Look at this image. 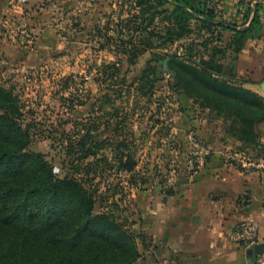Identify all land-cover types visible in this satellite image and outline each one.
Returning a JSON list of instances; mask_svg holds the SVG:
<instances>
[{
  "label": "rangeland",
  "instance_id": "obj_1",
  "mask_svg": "<svg viewBox=\"0 0 264 264\" xmlns=\"http://www.w3.org/2000/svg\"><path fill=\"white\" fill-rule=\"evenodd\" d=\"M31 2L21 3L22 10L13 16L12 26L5 28L0 24L3 34L0 36V84L12 90L22 105V123L24 127L29 126L31 134L27 151L44 154L59 177H70L76 172L83 175L81 178L87 177L83 168L95 157L85 156L86 152L81 151L78 143L83 140L86 147L89 146L90 129L93 142L117 144L122 122L130 125L131 128L125 129H131L137 140V170L140 172L136 175L137 188H149L156 198L163 195L158 191L161 187L173 190L181 186L185 178L201 172L215 159L243 171L264 170L246 165L264 158L251 148L238 147L232 134L235 127L232 119L225 120L214 112L195 109L191 100L172 90L175 80L161 63L176 54L185 59L192 55L199 60L208 51L209 46L203 47L206 35L196 21H190L185 38L167 44L168 41H157L160 34H156L155 29L166 22L156 17L148 30V39L155 41L154 48L131 63L130 55L118 53L117 48L121 46L118 42H127L142 34V31L133 32L139 21L136 17L142 12L136 0H47L45 4L35 5ZM7 6L5 0H0V19ZM35 25L39 31L47 30L35 32ZM254 56L239 57L243 66H251L248 71L253 77L247 76L250 80L260 78V68L264 77V51ZM232 60L226 64L230 66ZM107 80V84L102 83ZM250 84L258 88L262 82ZM114 91L119 95H114ZM190 107L196 111L192 112V118L187 113ZM160 110L161 117L158 116ZM152 116L157 117L156 120L149 121ZM157 120L164 121L168 127L163 126L166 128L161 131V126L155 125ZM94 121L97 126L91 131ZM258 131L264 143V125L259 126ZM196 145L209 151L206 164L200 168L191 165L197 158ZM92 150L98 153L100 160L105 156L112 160L116 154L112 145ZM114 163L104 166L101 161L97 165L94 215L106 211L103 204L107 202L102 198L111 195L108 185L112 190L122 185L126 191H131L119 210L129 224L134 223L132 229L137 231L135 225L140 223L138 204L141 201L134 202L132 196L139 189L130 188L128 175ZM211 166L220 168L222 164ZM170 179L174 184L169 183ZM86 187L95 190L91 183ZM116 201H121L119 196ZM143 249L140 246L142 257L133 264H154L151 253L146 254Z\"/></svg>",
  "mask_w": 264,
  "mask_h": 264
},
{
  "label": "trees",
  "instance_id": "obj_2",
  "mask_svg": "<svg viewBox=\"0 0 264 264\" xmlns=\"http://www.w3.org/2000/svg\"><path fill=\"white\" fill-rule=\"evenodd\" d=\"M135 3L142 12L136 17L139 21L133 32L142 31V34L127 42L117 41L121 45L117 48L118 53L130 55L133 63L134 58L153 49L155 41L148 39V30L156 17L166 22L157 31L155 29V33L160 34L157 41H168L167 44L185 38L189 34L190 21H196L206 35L203 47L209 46L208 51L199 60L192 55L185 59L177 54L168 58L175 80L172 90L191 100L195 109L207 110L210 114L214 112L225 120L232 119L234 138L243 143V148H251L264 158V143L258 131L264 124V98L244 88V83L222 63L227 52L239 54L247 40L260 37L264 25L260 12L264 11V4L257 3L254 9L247 7L245 20L249 19L251 12L253 19L249 27L237 29L218 19L210 0H136ZM226 31L232 32L233 37L223 48L220 43ZM114 95L119 93L114 91ZM161 115L160 110L158 116ZM22 118L18 97L0 84V264L137 262L142 257L140 246L146 247V240L140 231L132 229L134 223L129 224L119 210L131 190L126 191L122 185L112 190L108 185L111 195L102 198L107 202V205L103 204L106 211L94 215L97 165L101 161L104 166L115 162L114 165L128 175L130 188L140 190L136 177L140 173L137 170V140L131 129H125L127 126L131 128L130 125L121 123L122 134L117 144L93 142L89 129V146L86 147L83 140L78 143L81 151L86 152L85 156L95 157L83 168L87 177L81 178L80 172L59 177L44 154L27 151L31 134L29 126H23ZM156 118L152 116L149 121ZM96 124V121L92 123L91 131L96 129ZM155 125H160L161 131L168 127L164 121L158 120ZM105 145H112L116 151L112 160L106 156L103 160L97 159L98 153L92 150L95 147L103 150ZM145 179H142L144 183ZM88 183L95 187L94 191L86 187ZM166 191L168 195L173 194V190ZM118 196L121 201H116Z\"/></svg>",
  "mask_w": 264,
  "mask_h": 264
},
{
  "label": "crops",
  "instance_id": "obj_3",
  "mask_svg": "<svg viewBox=\"0 0 264 264\" xmlns=\"http://www.w3.org/2000/svg\"><path fill=\"white\" fill-rule=\"evenodd\" d=\"M5 1L8 6L4 9L0 24L9 28L12 26L13 16L20 14L22 4L20 0H16L15 3L12 0L10 3ZM29 2L31 0H28ZM38 3L45 4L47 0L31 2L33 5ZM257 3L264 4V0H210L218 19L226 21L227 25H234L237 29L249 27L254 14L251 12L249 19L245 20V12L247 7L254 9ZM32 12L36 13L33 9ZM260 14L264 23V11L262 10ZM46 30L44 28L39 31L37 25L33 29L41 33ZM0 36H3L1 30ZM232 37L233 33L226 31L220 45L225 48ZM262 51L264 25L259 38L247 40L239 54L227 52L222 63L238 81L244 83V88L263 97L258 89L250 84L264 83L262 68L258 71L260 78L250 80L247 76L253 77L248 71L251 66H243L242 60H239L242 55L252 54L258 57ZM229 59L234 61L230 66L226 64ZM191 109L192 107L187 113L192 118L194 116L192 112L196 111ZM235 140L238 147H243L241 141L236 138ZM215 163L222 164V167L213 168L211 165ZM158 191L163 194L160 195L162 196L160 199L156 198L149 188L137 190L132 196L134 202L136 199L141 201L138 204L140 223L135 225L136 230L140 231L146 240V247H141L144 248V253H151L154 264L254 262L256 256L252 254V250L236 245L231 235L242 223L253 221L259 229V244L264 243V170L243 171L234 168L230 163L215 159L213 162L209 161L201 172L185 178L181 186L173 189L172 195H168L164 187Z\"/></svg>",
  "mask_w": 264,
  "mask_h": 264
},
{
  "label": "built area",
  "instance_id": "obj_4",
  "mask_svg": "<svg viewBox=\"0 0 264 264\" xmlns=\"http://www.w3.org/2000/svg\"><path fill=\"white\" fill-rule=\"evenodd\" d=\"M20 2L26 3L28 0H20ZM196 147L198 149L197 158H194L191 161V165L200 168L206 164V158L209 156V151L199 145H196ZM246 165L251 168L264 169V160L260 159L259 161H249ZM172 182L173 179H170L169 183ZM231 238L236 245H239L247 250H252L259 244V229L253 221H246L233 231ZM252 264H264V255L256 256V259Z\"/></svg>",
  "mask_w": 264,
  "mask_h": 264
},
{
  "label": "water",
  "instance_id": "obj_5",
  "mask_svg": "<svg viewBox=\"0 0 264 264\" xmlns=\"http://www.w3.org/2000/svg\"><path fill=\"white\" fill-rule=\"evenodd\" d=\"M161 65L163 66V69L165 72L169 73L170 75L174 77V73L169 68V59H166L165 61H163ZM257 89H258V92L261 93L264 97V83H262L260 87H258ZM252 254L255 256L264 255V243L256 245L252 249Z\"/></svg>",
  "mask_w": 264,
  "mask_h": 264
}]
</instances>
